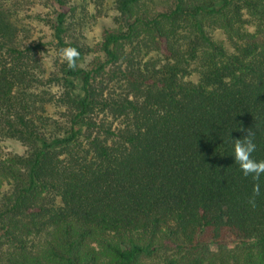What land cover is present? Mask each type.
<instances>
[{"label": "trees", "instance_id": "trees-1", "mask_svg": "<svg viewBox=\"0 0 264 264\" xmlns=\"http://www.w3.org/2000/svg\"><path fill=\"white\" fill-rule=\"evenodd\" d=\"M49 1L50 67L0 0V264H97L90 239L108 264H264V176L254 196L231 155L249 129L264 160V0H109L92 46Z\"/></svg>", "mask_w": 264, "mask_h": 264}, {"label": "rangeland", "instance_id": "rangeland-1", "mask_svg": "<svg viewBox=\"0 0 264 264\" xmlns=\"http://www.w3.org/2000/svg\"><path fill=\"white\" fill-rule=\"evenodd\" d=\"M9 1L13 8H16L18 17L21 18V22L30 26L34 38L44 43V51L42 52V55L50 67L55 57L58 55L52 41L51 29L44 19L51 14V11L53 10L52 3L49 0ZM66 2L67 6L76 10L77 15L80 17L79 22L82 23L81 29L78 30L77 28L74 33L77 32V34L91 46L99 41L103 28H113L115 25L113 18L116 12L109 0H105L99 7L95 6L93 0H66ZM211 32H213L212 34L215 39H218L226 46H229V41L221 30L211 28ZM1 144L6 151H11L17 154H22L25 151V146L14 139L2 140ZM88 245L98 255L97 264H108L109 259L103 254L97 243L90 239ZM233 247L234 244H230L227 246V249L232 250ZM210 252L217 253L218 249L211 246ZM182 253L172 248L162 249L150 256H143L141 258V264H163L164 261L169 259H175L178 261V264H184L185 258H183Z\"/></svg>", "mask_w": 264, "mask_h": 264}, {"label": "clouds", "instance_id": "clouds-1", "mask_svg": "<svg viewBox=\"0 0 264 264\" xmlns=\"http://www.w3.org/2000/svg\"><path fill=\"white\" fill-rule=\"evenodd\" d=\"M62 58L67 62V66L72 69L76 67V60L79 52L72 47L61 50ZM257 145L254 141V133L249 129L242 139H235L232 146V156L239 164L240 170L244 176H251L256 183L253 185L254 196L261 193L260 178L264 176V160H256L252 158V154L256 151ZM249 203L255 206V199H250Z\"/></svg>", "mask_w": 264, "mask_h": 264}]
</instances>
